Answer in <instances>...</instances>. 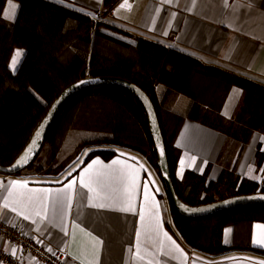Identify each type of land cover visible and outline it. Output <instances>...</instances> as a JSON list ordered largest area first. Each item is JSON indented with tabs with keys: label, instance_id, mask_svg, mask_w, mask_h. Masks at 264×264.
<instances>
[{
	"label": "trees",
	"instance_id": "trees-1",
	"mask_svg": "<svg viewBox=\"0 0 264 264\" xmlns=\"http://www.w3.org/2000/svg\"><path fill=\"white\" fill-rule=\"evenodd\" d=\"M12 22L2 17L7 0H0V164H10L27 144L52 101L69 84L88 76L127 79L151 99L160 125L171 179L176 194L191 205L229 196L264 192V183L240 178L236 164L250 134H264V86L206 65L196 57L151 39L133 34L103 20L51 0H16ZM119 0H104V11ZM68 18L76 24L66 28ZM23 53L17 69L10 68L13 53ZM165 92L156 95V86ZM237 90V96L234 91ZM179 94L193 99L186 116L173 111ZM230 111L225 116L226 107ZM185 118L196 120L226 135L216 161L222 171L215 180L188 171L178 179L175 138ZM113 145L146 156L158 174L157 155L147 113L136 95L118 85L81 89L59 110L34 160L15 175L56 176L90 146ZM109 158L114 150H92ZM263 151H257V161ZM173 229L190 249L218 255L245 248L264 254L249 243L254 221L264 222V204L239 206L198 218L175 212L167 198ZM234 227L243 244L226 246L222 232Z\"/></svg>",
	"mask_w": 264,
	"mask_h": 264
},
{
	"label": "crops",
	"instance_id": "crops-1",
	"mask_svg": "<svg viewBox=\"0 0 264 264\" xmlns=\"http://www.w3.org/2000/svg\"><path fill=\"white\" fill-rule=\"evenodd\" d=\"M51 1L83 12L94 20L106 21L188 53L206 65L264 86V0H127L130 7L125 8L120 7L125 0H119L108 11H104V0ZM11 3L18 5L16 0H11ZM6 9H9V0L2 17L12 22L15 18H5ZM17 10L9 9V16L14 14L16 17ZM75 24L76 20L68 18L64 26L68 28ZM13 55L10 59L12 70ZM165 89L163 84L156 86L158 98L162 97ZM192 103L190 96L179 94L173 111L186 116ZM226 111H230V107L223 110L225 116L228 115ZM261 138H264L262 132L252 131L235 167V173L240 178L257 181L259 185L264 183V154L257 161V151L264 150V139ZM225 139L223 132L185 118L174 141L178 152L176 177L182 179L186 172L192 171L205 175L207 181L217 179L222 166L216 158ZM108 149L114 150L115 154L109 158L95 154L85 161L92 150ZM97 159L100 164L85 173L88 165ZM113 160L120 163L113 165ZM82 173L85 180L92 176L96 181L92 193L87 188H81ZM133 176L136 179L135 188H131L130 177ZM14 180L27 182V185L15 190L20 203L12 199L9 202L31 215L35 223L3 208L4 197L11 187L9 182ZM70 181H75L72 189L60 192ZM164 190L160 175L146 156L119 146H90L56 176L0 173V218L22 224L34 240L50 249L64 247L70 264H264V254L245 248L218 255L186 248L168 228L173 229V225ZM20 194H23L22 197ZM69 195L72 197L70 207L67 203ZM29 196L34 197L31 202ZM89 196L93 204L105 206H90ZM129 203L134 210L122 211ZM45 205L46 219L42 221L35 211L39 209L43 212ZM142 208L143 220L140 218ZM226 230L229 231L226 233ZM137 231L140 232L139 241ZM164 233L171 237V241ZM254 236L257 239L264 237V222L254 221L248 237L252 247L264 249V246L253 244ZM172 241L183 255L175 251ZM222 242L226 246L243 244L241 235H234L232 225L224 226ZM1 246L11 253L15 248L14 255L21 257L18 247L6 243H1ZM21 264L40 263L32 257H22Z\"/></svg>",
	"mask_w": 264,
	"mask_h": 264
},
{
	"label": "water",
	"instance_id": "water-1",
	"mask_svg": "<svg viewBox=\"0 0 264 264\" xmlns=\"http://www.w3.org/2000/svg\"><path fill=\"white\" fill-rule=\"evenodd\" d=\"M85 81L87 83H81ZM106 84L118 85L128 89L129 91L133 92L142 103L147 113L149 129L153 138L154 149L157 155V167L160 172V177L163 186L165 188L166 196L169 199L172 208L175 212H177L179 215L185 218H198L221 211L231 210L239 206L264 204V198H261L264 197V192L261 191H257L255 193H250V194L229 196L213 202L198 204V205H191L180 199L176 194L171 179L166 149H165L160 125L156 116L155 108L151 99L149 98L148 94L135 83L127 79L116 76H105V75L93 76V77L88 76L81 78L69 84L67 87H65L59 93V95L52 101L45 115L43 116L41 121L38 123L36 129L32 133L27 144L24 146L21 152L16 156V158L10 164L7 165L0 164V173L15 174L19 170L28 166L37 156L44 142L46 134L49 128L51 127L52 123L54 122L60 108L81 89L89 86L106 85ZM45 120H47L46 124L44 123ZM41 125H44L43 128H41ZM38 130L41 132V135L37 140L36 144L32 146L31 151L27 153L28 158L26 159V161L22 162L20 166H14L17 164V161L21 160V157L25 155L29 146L32 145V141L35 138V133Z\"/></svg>",
	"mask_w": 264,
	"mask_h": 264
},
{
	"label": "snow or ice",
	"instance_id": "snow-or-ice-1",
	"mask_svg": "<svg viewBox=\"0 0 264 264\" xmlns=\"http://www.w3.org/2000/svg\"><path fill=\"white\" fill-rule=\"evenodd\" d=\"M62 2V0H61ZM130 7V5L127 3V0H125L124 3H122L120 5L121 8H125V7ZM18 8V5L12 4L11 0H9V9H16ZM9 9L5 10V18L7 19H14V14L12 16H9L8 11ZM23 55V53L20 50H17L16 53H14L13 58H12V63H11V67L13 68V70H15L16 65L19 61V58ZM81 83H87L85 82H81ZM234 93L238 96L239 93L237 90H233ZM59 102V101H58ZM45 124L47 123V120H45L44 122ZM44 125H41V128H43ZM41 135V132L38 130L35 133V138L32 141V145L29 146L28 150L26 151L25 155L21 157V160L17 161V164L14 166H20L22 162L26 161V159L28 158L27 153L31 151V148L33 145L36 144L37 140L39 139ZM264 139V138H261ZM87 153H85L86 155ZM194 159V158H193ZM120 161L119 160H113L112 164L116 165L119 164ZM100 164V161L97 160H93L91 164L88 165V167L84 170L85 173H87L89 171V169H92L94 165ZM130 181H131V188H135L136 187V179L135 177H130ZM75 183V181H70L64 189H60V192H65L67 190H71L73 187V184ZM96 183V181L94 180V178L92 176H89L87 180L84 179V173L81 174V178H80V186L81 188H87L89 193H92L94 191L93 185ZM9 184L11 185V187L8 188V195L6 197H4V203H3V208L4 209H10L12 212H15L18 216H22L24 220H32V216L27 214L24 211H21L20 209L13 207L12 204L9 202L10 199L13 200V202L15 203H20L19 199H16V193L15 190L17 189V187L19 188H26L27 182H22V181H10ZM23 194H20V196L22 197ZM148 198V192H147V185H145V199L147 200ZM264 198V197H261ZM34 199V197L29 196L28 200L31 202ZM67 203L68 206H71L72 203V197L69 195L67 198ZM89 204L92 207H104L105 205L100 204H93L92 203V197L89 196ZM154 207L158 208V205H156L155 203H153ZM122 211H133L134 209L132 208L131 204L129 203L128 207L122 208ZM46 213H47V205L44 206V210L43 212H41L39 209L35 211V215L40 217V219L43 221L44 219H46ZM140 218L141 220L144 219V212H143V208L141 209V213H140ZM33 223H35V220H32ZM157 226H158V221H157ZM260 227V226H258ZM229 230H226V233ZM164 236L171 241V237L167 236V233H164ZM139 237H140V232L137 231V240L139 241ZM227 242V241H226ZM173 247L175 249V251L180 252L181 255H183L182 251L180 250V248L178 246L175 245V242L172 241ZM253 244L254 245H261L264 246V237H261L260 239H257L255 236L253 237ZM161 247H163V243L161 244ZM16 249L14 248L12 250L13 255L15 254ZM49 251H51V249H49Z\"/></svg>",
	"mask_w": 264,
	"mask_h": 264
},
{
	"label": "built area",
	"instance_id": "built-area-1",
	"mask_svg": "<svg viewBox=\"0 0 264 264\" xmlns=\"http://www.w3.org/2000/svg\"><path fill=\"white\" fill-rule=\"evenodd\" d=\"M6 243L18 247L21 257L13 255L1 246ZM50 248L34 240L20 223H13L0 218V262L5 264H21L22 257H32L40 264H70L64 247Z\"/></svg>",
	"mask_w": 264,
	"mask_h": 264
},
{
	"label": "rangeland",
	"instance_id": "rangeland-1",
	"mask_svg": "<svg viewBox=\"0 0 264 264\" xmlns=\"http://www.w3.org/2000/svg\"><path fill=\"white\" fill-rule=\"evenodd\" d=\"M164 194L166 195V192H165V190H164ZM167 197V196H166Z\"/></svg>",
	"mask_w": 264,
	"mask_h": 264
}]
</instances>
